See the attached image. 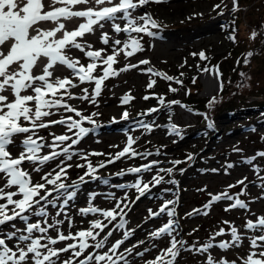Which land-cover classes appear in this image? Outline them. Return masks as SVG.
Here are the masks:
<instances>
[{
    "label": "rangeland",
    "instance_id": "374dc122",
    "mask_svg": "<svg viewBox=\"0 0 264 264\" xmlns=\"http://www.w3.org/2000/svg\"><path fill=\"white\" fill-rule=\"evenodd\" d=\"M50 2L51 0H45L46 5ZM217 5L219 7H216ZM88 6L93 5H77L73 10H81ZM144 13L151 14L157 22L158 27L151 29L155 35L132 33L131 35L141 38V50L131 57L120 54L116 57L117 63L113 65L116 69L123 68L126 64L138 66L106 79L100 95L95 98V103L78 98L68 100V103L84 115L97 113L93 116L95 126L86 121L83 124L84 127L93 130L78 144L73 145L71 152L79 153L82 150L84 154L102 153L103 155L88 156L91 163L96 166L110 159L109 154L114 156L122 150L127 143V138L131 136L136 141L132 147L137 152H147L151 155L125 156L114 163L97 168L95 173L97 178L85 177V181L76 189L75 197L65 208L48 206L49 222L57 212H61L62 214L56 216V219L65 220L64 224L59 225L60 230L65 234L68 231L75 232L88 228V221L93 219H101L107 223L99 214L82 216L79 214V209L87 206L89 194H97L93 200L95 206L107 209L114 207V199H106L107 194L111 193L115 198L123 199L127 192L128 207L125 209L124 227H114L119 223V217L109 225L113 235L109 237L107 246L116 239H122L125 231L134 229L133 234L117 250L123 252L138 241H145L143 245H138L132 254L126 255L129 264H144V261L153 259L159 254V249L168 246L170 237L166 234L157 240H153L148 235L161 227L168 219L178 222V227H175L172 234L177 240L185 242L182 247L177 246L178 255L174 264H205L209 254L217 260L224 257L229 261L235 259L237 264H240L238 257L246 255L249 250L247 237L259 234L255 230L244 228V224L249 219L255 220L257 217L264 216V156L258 155L264 152V107L263 104L253 105L255 103L252 102L264 101V92H255V94L244 92L246 94H241L244 99H236V102L238 106L251 102L250 107L246 106V108L244 105L232 112L221 108L211 118L197 107L199 106L197 100L212 98L220 91L221 82L227 78V74L234 77L240 75L241 70L246 74L242 80L244 84L240 85L241 88L246 89L250 86L257 91H264V39L261 41L258 37V34H264V0H236L235 10L233 0H162L160 3L150 2L140 7L134 10L132 15L135 17ZM236 16L242 27L257 33L254 39L244 37L242 27L239 29L236 23L233 24ZM79 21L83 19L61 20L65 24V30L77 27ZM116 23L123 26L121 20H117ZM39 26L48 29L56 25L52 21H47L41 22ZM101 31L108 32L113 40L123 41L128 35L115 33L111 29V23L106 22L102 30L97 26L93 33L85 34L83 38H80V42L88 44L100 41ZM62 34V32L57 33V37ZM238 42L243 44V48L247 46L251 48L249 52L251 55L246 57L247 63L244 57L241 59L239 56L241 54H233L235 53L233 47ZM201 52L204 53V59H201L199 55ZM66 54L73 59L83 55L77 49L67 50ZM141 60H147L149 64H139ZM149 67L175 79L169 81L142 71ZM41 69L42 64L41 68L36 69V73L39 74ZM51 71L54 77L63 78L67 71H69L68 75H72L71 70L61 65L55 66ZM94 74L100 75V69H97ZM149 79L156 81L151 89L147 88ZM176 79L182 83H176ZM188 79L192 83L196 81L191 89L184 83ZM76 84L77 87L70 88L69 91L77 96L82 95V88H88L91 94L95 86L94 82L80 84L78 81ZM230 84V87H233L234 84ZM169 85L176 91H169ZM125 94H130L133 99L122 104L121 98ZM145 96H149V99L145 100ZM160 96L164 98L163 104L159 102ZM170 101H179V103L172 104L169 103ZM107 106L112 109H107ZM151 108H156L157 111L144 115ZM124 112L128 113L127 119L122 118ZM53 113L51 117L45 119L57 120L67 115L78 119L74 113L64 112L63 109H54ZM113 122L115 124L112 125ZM142 124L150 125L152 130L147 131ZM171 125L178 127V135L171 131ZM49 133L71 135L62 125H52L47 129L37 130L38 136L44 137L46 142L51 143ZM22 138L19 135L14 137L15 143L19 144ZM68 143L70 141L65 142V144ZM21 150L16 146L9 149L13 156L18 155ZM48 151L50 149L45 147L41 150V154ZM189 154L192 155V159L183 167H180V163L173 164V161L182 162ZM62 159L65 163L73 165L67 170V177L64 180L66 184L78 181L79 177L86 172V167H75L77 164L84 163L79 154L73 155L71 160L60 156L44 165L41 172H31L33 182H40V176L55 169ZM149 161L159 163L154 165L151 171L140 173L139 178L147 183L158 173L164 178L161 183L151 186L149 191L138 200L135 189L116 187L120 184H132L137 179L138 174L135 173L117 175L122 169L138 167ZM229 164L233 167L228 168ZM34 166L27 162L23 165L29 171ZM169 168L173 169L171 175L166 171H160V169ZM105 180L107 183H104ZM239 180H244V184H237ZM228 185H236L228 189L229 194L234 197L239 195L241 188H245L244 194L239 195V198L248 205L247 209L233 208L225 211L228 204L234 202L227 200L216 201L209 207H204L209 203V193H221L228 188ZM167 200L174 201L172 205H169L170 208L175 209L174 216L169 217L165 212L148 218L149 209L154 212L159 211L160 206ZM58 203H62V200ZM193 209H199L200 212L193 213ZM188 213L193 214L189 216ZM66 217L72 218L74 225L72 229L68 228ZM37 219L42 218L29 214V222H35ZM225 220L230 221L241 234V247L229 249L213 247L207 253L189 250L193 244L199 247L201 244L208 243L220 228H224L225 233L215 237L211 242L217 244L221 240L230 241V227L223 223ZM13 223L17 228L24 227V222L17 219L5 226H0V233L13 230ZM109 229H105V233ZM48 234L56 235L52 229H49ZM33 235L39 236L40 233ZM46 242L43 241V243ZM70 242H58L52 247L62 248ZM89 243L92 242L89 241ZM153 244L156 245L155 248L152 247ZM145 247L150 249L148 253H145L143 257L135 255L137 251L143 252ZM106 250L107 247L100 251ZM91 251H93L92 248L87 249L85 255ZM70 255L71 253H62L60 259H67ZM119 264H123V261Z\"/></svg>",
    "mask_w": 264,
    "mask_h": 264
},
{
    "label": "snow or ice",
    "instance_id": "6c2138e0",
    "mask_svg": "<svg viewBox=\"0 0 264 264\" xmlns=\"http://www.w3.org/2000/svg\"><path fill=\"white\" fill-rule=\"evenodd\" d=\"M150 2L160 3L162 0H51L50 4L47 5L45 0H0V226H5L17 219L24 222L23 228H17L13 223V230L0 233V264H119L121 261L123 264H129L126 255L132 254L138 245L145 243V241L140 240L137 244L124 249L123 252H118L117 250L124 244V241L135 231L129 229L123 233L122 239H116L110 243V246H107L109 237L113 235L109 225L119 217V223L115 224L114 227H124L125 209L128 207V203H126L128 200L127 192H125L123 199H117L111 193L107 194L106 199H114V207L107 209L95 206L93 200L97 194H89L88 204L79 209V214L82 216L99 214L107 223L101 219H93L88 221V228L79 229L75 232L68 231L67 234L61 231L59 227L65 223V220L56 219V216L62 214L61 212H57L56 216H53L49 222L48 206L65 208L69 201L75 197L76 189L79 184L85 181V177L97 178L95 176L97 168H102L105 164L114 163L125 156L151 155L147 152H137L132 147L136 141L131 136L127 138V143L122 150L114 156L109 154L110 159L96 166L91 163L88 156L103 155L102 153L84 154L82 150L79 153L71 152L72 146L78 144L85 135L93 130L84 127L83 124L86 121L95 126L96 122L93 120V116L97 113L84 115L68 103V100L77 98L95 103V98L100 95L103 82L106 79L138 66L126 64L120 69L113 67L117 63L116 57L120 54L131 57L141 50V38L131 35L132 33L155 35L151 29L157 28L158 24L151 14L144 13L135 17L132 15L134 10ZM89 4L93 6L73 10L77 5ZM233 5L235 10L236 0H233ZM68 18H82L84 22L68 31L65 30V24L61 22L62 19ZM117 20L123 21V26L116 23ZM47 21L54 22L56 26L48 29L39 26L41 22ZM106 22L111 23V29L115 33L128 34L127 39L123 41L120 39L112 40L108 32L101 31L99 39L106 47L93 49L91 44L80 42V38H83L85 34L93 33L97 26L102 30ZM59 32L63 34L57 37ZM251 35L254 38L256 33L253 32ZM232 38L234 39V37ZM70 49H77L83 53L88 58V63L84 64L79 58L73 59L68 56L66 51ZM199 55L201 59L205 58L203 52ZM248 55L250 56L251 53ZM245 63H247L246 59ZM41 64L42 69L37 74L36 69L41 68ZM139 64L147 65L149 61L141 60ZM57 65L66 66L67 69L71 70L72 77L78 79L80 84L94 82L95 86L92 88L91 94H89L88 88H82V95L79 96L70 92L69 89L76 88L77 84L69 76L54 77L51 69ZM97 69H100V75L94 74ZM142 71L169 81L175 79L150 67L142 69ZM155 83V80L149 79L147 88H153ZM176 83L182 82L176 79ZM169 91L174 92L176 89L169 85ZM131 99L133 97L130 94H125L121 98V103L126 104ZM144 99H149V96H145ZM158 99L161 104L164 103L162 96ZM169 103L178 104L179 101H170ZM54 109H63L64 112L74 113L78 119L72 115L61 116L57 120L45 119L54 114ZM155 111H157L156 108L148 109L144 115ZM122 118L127 119L128 113L124 112ZM52 125L65 126L71 135L49 133L51 143L46 142L44 137L37 135L38 129H47ZM142 126L147 131L152 130L148 124H142ZM209 126L211 127V123ZM171 131L179 134L176 125H171ZM18 135L23 138L19 144H16L14 137ZM67 141L70 143L65 144ZM13 146L22 149L16 156H13L12 152L9 151ZM45 147L50 151L41 154V150ZM76 154L81 156L84 163L77 164L75 167L87 168V171L79 177L78 181H73L72 184L64 182L67 177V170L73 165L65 163V160L62 159L55 169L40 176V182H33L31 172H41L44 165L60 156H64L66 160H71ZM258 155L264 156V152L258 153ZM188 159H192L191 154H189ZM26 162L35 165L31 171L23 167ZM158 163V161H149L138 167L122 169L117 175L135 173L138 176L134 183L120 184L116 187L135 189L138 200L149 191L151 186L161 183L164 179L158 173L147 183L139 178L140 173L151 171L152 167ZM179 163L181 162L173 161L174 165ZM227 167L231 168L233 165L229 164ZM160 171H166L170 174L173 169H160ZM213 171L217 170L213 169ZM104 183H107V180ZM237 184L243 185L244 180L237 181ZM234 187L236 185H228V188L221 193H209V203L204 207L207 208L216 201L227 200L234 202L229 203L225 211L233 208L247 209L248 205L239 198V195L244 194L245 188H241L239 195L234 197L228 191ZM61 200L62 203H58ZM173 203L172 200L165 201L160 206L159 211L156 212L149 209L148 218L159 216L165 212L169 217L174 216L175 209L169 207ZM199 212V209H193V213ZM193 213L187 215L190 216ZM29 214L42 219L29 222ZM66 219L68 228L72 229L74 226L72 218L66 217ZM223 223L230 227V241L221 240L217 244L211 242L215 237L225 233V229L220 228L213 234L208 243L201 244L199 247L193 244L189 250L207 253L213 247L220 249L241 247L242 236L238 233L237 228L232 226L230 221L225 220ZM175 227H178V222L168 219L161 227L148 234L153 240H157L165 234L170 239L167 247L159 249V254L155 255L153 259L144 261V264H174L178 255L177 246L182 247L185 243L182 240H177L172 234ZM244 228L255 230L259 234L247 237L249 250L246 255L238 257L240 264H264V216L257 217L255 220H247ZM49 229L55 231L56 235H49ZM105 229L109 230L105 233ZM37 232L40 233L39 236L33 235ZM102 233L105 234L102 236ZM43 241L47 242L43 243ZM66 241L71 242L66 243L62 248L52 247L58 242ZM105 247H107L106 251H100ZM152 247L155 248L156 245L153 244ZM89 248H92L93 251L87 252L85 255V251ZM149 251L150 249L145 247L143 252L137 251L135 255L143 257ZM62 253H71V255L67 259L61 260ZM205 264H237V260L229 261L224 257L217 260L209 254Z\"/></svg>",
    "mask_w": 264,
    "mask_h": 264
},
{
    "label": "trees",
    "instance_id": "16d2710c",
    "mask_svg": "<svg viewBox=\"0 0 264 264\" xmlns=\"http://www.w3.org/2000/svg\"><path fill=\"white\" fill-rule=\"evenodd\" d=\"M238 14H239V11H238ZM237 18L238 17L236 16V19L233 20V24L236 23L237 26L239 27V29H241V27H242L241 26V23L239 22V20ZM241 31L243 33H245L244 34V37L249 38V39L250 38H252V39L255 38V37L253 38L252 35H251L254 31H249V30H247L244 27H242V30ZM256 35H257V33H256ZM258 37H260V39L262 41L264 39V34H258ZM247 48H248V46L246 48H243V44L240 43V42H238V44L233 47V50H235V53H233V54H235V55H236V53L238 55L241 54L239 56H241V59L244 57V60H245L246 57H247V55H248V53L251 50V48H248V49ZM246 71H247V69H246ZM243 72L244 71H242V70L239 71L240 75H235L234 77H232L231 75L227 74V78L225 80L223 79L222 82H221L220 91H218L217 94L213 95L212 98H204V99H201V100H197L198 101L197 103L199 104V106H197V107L199 109H201L204 112V114L206 116H208L209 118H211L212 115H214L217 112H219V110H221V108H223L225 111H231L232 112L236 108H239V107L244 106V105H245V107L246 106H249L250 107V105H252L251 102L242 103L240 106H238V103L236 102L237 101L236 99H240V100L244 99L243 96H242L244 92L254 93L255 94V92L256 93H258V92L259 93H263L264 91H257L254 87L251 88L250 86L247 87L246 89L241 88L240 85L244 84L242 80L246 76V74L243 73ZM185 79H187V78H185ZM188 80L187 81H184V83L186 84V86L189 89H191L192 87H194L193 85L196 83V81H194V83H192V82H190V80L189 81ZM248 82H249V80H248ZM230 83H233L234 84L233 87H230L231 86ZM250 84L252 85L251 82H250ZM196 88H197V86H196ZM244 94H246V93H244ZM213 98H215V99L213 100ZM210 101H213V102L210 104L209 103ZM252 102L255 103L253 105H262L263 104V107H264V101L255 100V101H252ZM189 161L190 160L188 159V157L185 158L182 162L180 161L181 162L180 163V167H183ZM86 171H87V168H86ZM174 171H175V168H174ZM171 173H170V175H171Z\"/></svg>",
    "mask_w": 264,
    "mask_h": 264
},
{
    "label": "bare ground",
    "instance_id": "6f19581e",
    "mask_svg": "<svg viewBox=\"0 0 264 264\" xmlns=\"http://www.w3.org/2000/svg\"><path fill=\"white\" fill-rule=\"evenodd\" d=\"M83 21H79L77 24H80V23H82ZM71 30H73V28H71V29H69L68 31H71ZM113 40V39H112ZM88 44H91L92 46H93V48L94 49H100V48H104V47H106L105 45H103L99 40L98 41H95L94 43H88ZM109 50H110V47H109ZM77 58H79L80 60H81V62L82 63H84V64H87L88 63V58L87 57H85L84 55H81V56H79V57H77ZM68 73H69V71H67V73H66V75L65 76H69L70 78H73L72 77V75H68ZM74 79V82L75 83H77L78 82V79H75V78H73ZM107 109H112V108H109V106H107L106 107ZM114 110V109H113ZM113 124H115L114 122L112 123V125ZM86 222H87V220H86Z\"/></svg>",
    "mask_w": 264,
    "mask_h": 264
}]
</instances>
